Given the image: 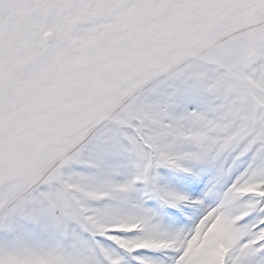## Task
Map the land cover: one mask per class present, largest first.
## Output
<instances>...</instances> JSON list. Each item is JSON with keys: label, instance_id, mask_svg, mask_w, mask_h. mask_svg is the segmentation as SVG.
<instances>
[{"label": "snow or ice", "instance_id": "obj_1", "mask_svg": "<svg viewBox=\"0 0 264 264\" xmlns=\"http://www.w3.org/2000/svg\"><path fill=\"white\" fill-rule=\"evenodd\" d=\"M0 264H264V0H0Z\"/></svg>", "mask_w": 264, "mask_h": 264}]
</instances>
